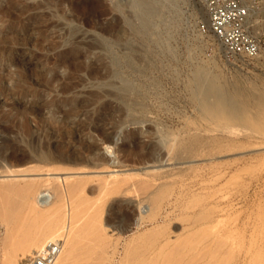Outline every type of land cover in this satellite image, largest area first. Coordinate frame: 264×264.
<instances>
[{
  "label": "rangeland",
  "instance_id": "obj_1",
  "mask_svg": "<svg viewBox=\"0 0 264 264\" xmlns=\"http://www.w3.org/2000/svg\"><path fill=\"white\" fill-rule=\"evenodd\" d=\"M132 1L0 0V146L9 127L11 142H22L16 155L33 159L14 168L26 172L0 175L11 191L7 201L0 193V264L27 257L14 251L20 237L49 223L64 231L47 246L59 255L66 235L72 264H264V50L254 61L227 59L200 31L202 0H184L171 52L161 53L158 34L136 31ZM198 69L233 95L241 119L198 108ZM125 82L132 92L118 91ZM33 109L42 121L54 112L51 163L24 143L50 140ZM27 181L47 196L37 213L19 196Z\"/></svg>",
  "mask_w": 264,
  "mask_h": 264
},
{
  "label": "bare ground",
  "instance_id": "obj_2",
  "mask_svg": "<svg viewBox=\"0 0 264 264\" xmlns=\"http://www.w3.org/2000/svg\"><path fill=\"white\" fill-rule=\"evenodd\" d=\"M247 1V3H248V5H249V7L250 8H255V4H254V0H246ZM182 2H184V0H133L132 1V8H133V10L135 11V14L137 15V13H138V15H144V16H151V15H158L159 16V20H160V22H159V25L155 28V31L157 30V32H159L161 35H169V31H170V29H171V27H173L172 26V24L176 21V20H179V19H181L182 17H184V14H185V12H183V10H182V7H181V3ZM202 2H203V0H202ZM185 4V3H184ZM183 5V4H182ZM204 10V9H203ZM187 14V13H186ZM177 22V21H176ZM175 22V23H176ZM180 22V21H179ZM181 22H182V19H181ZM196 24V23H195ZM176 25V24H175ZM158 27H162V30H158ZM139 28L140 29H142L143 31H147V30H149V26L147 25V23L145 22V21H140L139 22ZM167 31V32H166ZM172 33V32H171ZM264 34V22H263V24H261V28L259 29V31H258V33H257V36L258 37H260L261 35H263ZM157 35V34H156ZM154 36V35H153ZM159 37V36H158ZM208 37H211V38H213L212 36H210V35H208ZM214 39V38H213ZM155 40V39H154ZM215 41H216V39H215ZM218 45L220 46V49H221V51L224 53V48H223V46L220 44V43H218ZM169 47H170V45H169ZM264 50V48L262 47L261 48V52ZM8 60H10V59H8ZM63 60V59H62ZM61 60V61H62ZM60 61V60H59ZM60 61V62H61ZM238 61H241V62H243L244 60H238ZM11 64V63H10ZM57 77V76H56ZM119 91V90H118ZM131 94V93H130ZM114 95V94H113ZM8 98H9V94H7L6 95ZM126 96V95H125ZM115 97H116V95H115ZM114 97V98H115ZM118 97V96H117ZM120 97H121V95H120ZM119 98V97H118ZM127 98V97H126ZM120 100V99H119ZM127 100V99H126ZM123 101V100H122ZM132 101V100H131ZM132 103V102H131ZM13 105H15V103L13 104ZM51 104H49V105H47L48 107L50 106ZM54 106V105H53ZM50 108V107H49ZM104 108V107H103ZM38 110H40V107H39V109ZM38 110H36L35 111V109H33V110H31L30 111V113H35L36 114V121H37V133L39 132H43L45 135H46V137H48L50 140H49V142L47 141V143H45L44 142V140H43V144H41V145H39V147H38V135H37V137H33V139H30L29 137H30V130H27V131H23V132H25V137L28 139L29 138V140L28 141H25L26 139H24V143H25V145L28 147V148H30L31 150H33V152L35 153L36 151H34V150H36V147L37 148H39V150L42 152V151H44L45 153L43 154H39V157H38V159H39V161H41V162H48V163H51V162H53L54 160H55V157H54V155H52V145H51V138L53 137V135H55V133H56V131H51V132H53V133H48V132H50L49 131V129H48V126H46L47 124H48V122L49 121H51L52 119H53V116H54V112L53 111H49V116L46 118V121H42V118L40 117V115H39V111ZM41 110H42V108H41ZM40 110V111H41ZM51 110V109H50ZM43 111V110H42ZM79 112V111H78ZM70 111H67V112H64V118H68L69 116H70ZM77 114V113H76ZM98 114V113H97ZM43 124V125H42ZM66 124V123H65ZM42 125V126H41ZM108 125H110V124H108ZM117 126V125H116ZM44 127H47V128H44ZM59 127V126H58ZM64 130H66L67 131V134H68V132H70L71 134L72 133H74V131L72 130V127H70V125L69 126H66L65 128H63ZM93 129H94V132H97L98 134H100V135H102L103 134V130L101 129V128H99L98 127V125H96L95 127H93ZM61 130V129H60ZM59 130V131H60ZM112 130V129H111ZM120 130V129H119ZM4 133H5V135L7 136V138L4 140V141H2V145L0 146V175H5V174H7V175H11V174H16L19 170H15L16 169V167H20L21 166V164H23L24 162H26V161H32L33 159H31V157H20L19 155L17 156L16 155V152L15 151H19L20 149H22L23 147H21V141H18V140H15V142H11V140H10V136H9V133H11V129L9 128V127H4ZM77 131V130H76ZM75 131V132H76ZM92 131V130H91ZM231 131H232V133L233 132H235L236 130H234V129H231ZM78 132H76L75 134H77ZM24 134V133H23ZM158 134V133H157ZM64 136H65V134H63ZM104 135V134H103ZM118 136L119 135V133L115 130V132H114V134L112 135V138H113V136ZM69 136H71V135H69ZM110 135H107L106 136V139H107V141H109L110 139H111V136L109 137ZM157 136V135H156ZM159 136V135H158ZM45 137V138H46ZM66 137V136H65ZM79 137V136H78ZM66 142V141H65ZM159 142H160V140H159ZM162 142V141H161ZM37 143V144H36ZM161 144V143H160ZM36 146V147H35ZM38 150V149H37ZM76 150V149H75ZM74 150V151H75ZM57 151V150H56ZM187 151V150H186ZM192 151V150H191ZM38 152V151H37ZM58 152V151H57ZM73 152V151H72ZM188 153V152H187ZM36 155H37V153H36ZM190 156H192V155H190ZM61 157H63V156H61ZM58 158V157H57ZM62 159V158H61ZM64 159V158H63ZM60 160V159H59ZM37 161V160H36ZM27 163V162H26ZM31 164H32V162H30ZM44 164V163H43ZM48 165V164H47ZM50 165V164H49ZM23 166H25V164L23 165ZM27 166H28V164H27ZM43 166V165H42ZM42 166H40V168L42 167ZM51 166V165H50ZM49 166V167H50ZM15 168V169H14ZM31 168V170H32V168H33V166H31L30 167ZM29 168V169H30ZM37 168H38V166H37ZM39 168V169H40ZM56 168V167H55ZM20 169V168H19ZM38 169V170H39ZM64 169V168H63ZM21 170V169H20ZM25 170V169H24ZM27 170H28V168H27ZM44 170V169H43ZM29 171V170H28ZM34 171H36V168H35V170ZM58 171V170H57ZM60 171V170H59ZM20 172H26V171H20ZM20 172H18V173H20ZM49 172V171H48ZM17 173V174H18ZM29 173H31L30 171H29ZM36 173V172H35ZM44 173V172H43ZM47 173V172H46ZM22 174H24V173H22ZM28 174V173H27ZM32 174V173H31ZM6 177V176H5ZM14 176H12V178H13ZM4 178V177H3ZM9 181V180H8ZM1 182V181H0ZM28 182V181H27ZM47 183H49L50 182V180H47L46 181ZM45 182V183H46ZM2 183H6L5 181H2ZM1 183V184H2ZM8 184H6L4 187L3 186H1L2 188H4V189H2L1 190V188H0V193H3V195H7V196H1V199H3L4 201L6 200L7 201V198H8V196H9V194H5V193H10L11 194V191H9L8 192V187L10 186V184H9V182H7ZM15 183H17V182H15ZM15 183H14V185H15ZM51 183V182H50ZM28 184H29V182H28ZM27 184V185H28ZM7 185H9V186H7ZM26 185V186H27ZM33 184V182L31 183V184H29V186H25L26 188H25V190L24 191H21L23 188H20L21 190H19L20 191V193H19V196L21 197V201H25L26 202V205L28 204V208H29V212L31 213V212H36L37 210L36 209H38V207H43V205H46L47 204V200H46V197H41V195H42V192H41V189L40 188H42V185L40 186V188H38L36 185H34ZM48 185H50V184H48ZM55 185V184H54ZM6 186H7V189H6ZM11 186H13L12 184H11ZM36 186V187H35ZM51 186V185H50ZM18 187V186H17ZM67 187V186H66ZM10 188H12V187H10ZM19 188V187H18ZM13 189H14V187H13ZM12 190V189H11ZM17 189H15V191H16ZM58 190V189H57ZM18 191V192H19ZM57 192V191H56ZM66 192V191H65ZM107 192V191H106ZM109 192V191H108ZM13 193V192H12ZM58 193V192H57ZM67 193V192H66ZM70 193V192H69ZM84 193V192H83ZM163 193V192H162ZM15 194H16V192H15ZM18 194V193H17ZM63 194V193H62ZM53 195V194H52ZM61 195V194H60ZM68 195V194H67ZM16 196V195H15ZM62 196V195H61ZM64 196H66V195H64ZM76 196V195H75ZM3 197V198H2ZM5 197V198H4ZM7 197V198H6ZM20 197H19V200H20ZM68 197H69V195H68ZM73 197V196H72ZM80 197V196H79ZM10 199H11V197H9ZM65 198V197H64ZM63 197H62V199H63V201L65 200ZM71 197H69V199H70ZM78 198V197H77ZM13 201H15V198L13 197ZM16 199H17V196H16ZM56 199V198H55ZM59 199V198H58ZM3 200H2V203H5V202H3ZM9 200V199H8ZM75 200V199H74ZM73 200V201H74ZM80 201V200H79ZM86 201V200H85ZM102 201V200H101ZM156 201V200H155ZM49 202V201H48ZM66 202V201H65ZM11 203H12V200H11ZM11 203L9 202V206H8V208H9V210H11L12 212H14V213H16L17 211V209L20 207V205L22 204H20L19 205V203L17 204L16 203V201H15V203H16V206L14 205V204H12V206H11ZM24 203V202H23ZM67 203V202H66ZM70 203V202H69ZM90 203V202H89ZM92 203V202H91ZM68 204V203H67ZM84 204H86V203H84ZM198 204V203H197ZM7 205V204H6ZM13 205H14V209H13ZM17 205H19V207H17ZM76 205V204H75ZM69 206V205H68ZM17 207V208H16ZM80 207V206H79ZM87 207V206H86ZM2 208H5V205H4V207L2 206ZM52 208V207H51ZM1 209V208H0ZM79 209V208H78ZM3 210H5V209H3ZM24 210H25V208H24ZM40 210V209H39ZM53 210V209H52ZM61 210V209H60ZM59 210V211H60ZM73 210V209H72ZM10 211V212H11ZM44 211V210H43ZM42 211V212H43ZM84 211V210H83ZM94 211H95V209H94ZM102 211V210H101ZM100 211V212H101ZM1 212V211H0ZM20 212V211H19ZM22 212V211H21ZM28 212V213H29ZM47 212V211H46ZM76 212V211H75ZM7 213V212H6ZM9 213V212H8ZM26 213V212H25ZM29 213V214H30ZM37 213V212H36ZM48 213V212H47ZM59 213V212H58ZM72 213H73V211H72ZM71 213V214H72ZM3 214H4V211H3ZM34 214V213H33ZM43 214V213H42ZM75 214V213H74ZM93 214V213H92ZM35 215V214H34ZM39 215V214H38ZM41 215V214H40ZM73 215V214H72ZM76 215V214H75ZM73 216L72 218H68V221H70V222H73V227L75 228L77 225L76 224H79L77 221H78V219H77V217L76 216ZM3 216V215H2ZM6 216H8V215H6ZM36 216V215H35ZM70 216V215H69ZM11 217V216H10ZM50 217H51V215H50ZM62 217V216H61ZM88 217V216H87ZM11 218H13V217H11ZM31 218V217H30ZM79 218V217H78ZM81 218V217H80ZM6 219V218H5ZM47 219V218H46ZM63 219V218H62ZM88 219V218H87ZM205 219V218H204ZM50 220V219H49ZM56 220V219H55ZM9 221V220H8ZM23 221V220H22ZM67 221V220H66ZM67 221V222H68ZM90 221V220H89ZM205 221V220H204ZM6 222V221H5ZM96 222V221H95ZM35 223V222H34ZM41 223V222H40ZM57 223V222H56ZM55 223V224H56ZM61 223V222H60ZM196 223V222H195ZM15 224V223H14ZM58 224H59V222H58ZM71 224V223H70ZM69 224V225H70ZM98 224V223H97ZM30 225V224H29ZM29 225H28V227H29ZM32 225V224H31ZM31 225H30V227H31ZM34 225V224H33ZM50 223H49V226L46 228V227H44L43 229H44V231L43 230H39L37 233L35 232V233H30L29 234V232L28 233H26L27 234V236L25 237L24 236V238H21L20 237V239H21V241H19L20 242V244L17 246L16 245V247H14V248H16L14 251H16L15 253H19V254H22V255H24V254H26L27 252L29 253H27V257H25V258H23V259H21V260H17V257H16V254L14 253V256L16 257V259H15V262L16 263H14V264H32V262L34 261V260H36V259H38L39 258V256H43L42 255V253H45V255H48V261H50V263H48V264H72V261H73V253H74V250L76 249L71 243H73V242H71V243H68V241H66V235H65V238H64V245H62V247L60 246V248L62 249V251L60 252V254L58 255V252L53 248V246H47V245H49L51 242H54V243H56V240H58L59 238H63V235H61L62 233H61V231L63 232L64 230H61V229H53V227H50ZM7 226V225H6ZM38 226H40V225H37L36 227L38 228ZM43 226V225H42ZM54 226V225H53ZM60 226V225H59ZM66 226V225H65ZM68 226V225H67ZM8 227V226H7ZM35 227V228H36ZM98 227V226H97ZM36 228V229H37ZM64 228V227H63ZM72 228V227H71ZM208 228H209V226H208ZM11 229H13V227L11 228ZM31 229V228H30ZM35 229V231H37ZM76 229V228H75ZM85 229V228H84ZM83 229V230H84ZM86 229H87V227H86ZM32 230V229H31ZM30 230V231H31ZM47 230V231H46ZM82 230V231H83ZM19 231H20V229H19ZM27 231H29V229L27 230ZM32 232V231H31ZM93 232V231H92ZM12 233V232H11ZM14 233V232H13ZM17 233V232H16ZM77 233V232H76ZM99 232H97V234H98ZM15 234V233H14ZM23 234V233H22ZM29 234V235H28ZM75 234V233H74ZM13 235V234H12ZM17 235V234H16ZM76 235V234H75ZM93 235H96V234H92L91 236L92 237H94ZM99 235V234H98ZM101 235V234H100ZM205 235V234H204ZM22 236V235H21ZM77 236V235H76ZM9 237V236H8ZM14 238V237H13ZM74 238V237H73ZM98 237H96V239H97ZM153 238V237H152ZM11 239V238H10ZM9 239V240H10ZM19 239V240H20ZM94 239V238H93ZM92 239V240H93ZM99 239V238H98ZM142 239V238H141ZM24 240V241H23ZM63 240V239H62ZM72 240V239H71ZM18 241V240H17ZM16 241V242H17ZM69 241H70V239H69ZM200 241V240H199ZM13 242V241H12ZM16 242H14V243H16ZM76 242V241H75ZM75 242H74V244H75ZM186 242V241H185ZM139 243V242H138ZM10 244H11V242H10ZM57 244V243H56ZM87 244V243H86ZM191 244V243H190ZM195 244H196V242H195ZM9 245V244H8ZM13 246V245H12ZM75 246H77L76 244H75ZM85 246V245H84ZM182 246V245H181ZM13 248V247H12ZM6 250V249H5ZM11 250V249H10ZM181 251H182V249H181ZM89 252V251H88ZM83 253V252H82ZM136 251L134 250L133 252H132V254L130 255L131 256V258H132V256L133 257H136L135 255H136ZM259 253V252H258ZM12 254V253H11ZM84 254V253H83ZM260 254V253H259ZM13 255V254H12ZM246 255V254H245ZM26 256V255H25ZM159 256V255H158ZM169 256V255H168ZM168 256H167V258H168ZM9 257V256H8ZM172 255H171V259H172ZM19 258V257H18ZM83 258V257H82ZM99 258V257H98ZM153 258V257H152ZM184 258V257H183ZM7 259V258H6ZM78 259V258H77ZM8 260V259H7ZM17 260V261H16ZM79 260V259H78ZM163 260H165V259H162V261ZM178 260V259H177ZM182 260V259H181ZM181 260H179V261H181ZM259 260V259H258ZM254 261V260H253ZM7 262V261H6ZM162 263V262H161ZM179 263V262H178ZM226 263V262H225ZM256 263V262H255ZM78 264V263H77ZM81 264V263H80ZM187 264V263H186ZM253 264V263H252Z\"/></svg>",
  "mask_w": 264,
  "mask_h": 264
},
{
  "label": "built area",
  "instance_id": "obj_3",
  "mask_svg": "<svg viewBox=\"0 0 264 264\" xmlns=\"http://www.w3.org/2000/svg\"><path fill=\"white\" fill-rule=\"evenodd\" d=\"M250 8L246 0H203L205 20L199 23L203 35H210L224 48L227 59L254 61L264 46L257 36L264 17V0H254ZM32 264H48V255L42 253Z\"/></svg>",
  "mask_w": 264,
  "mask_h": 264
},
{
  "label": "water",
  "instance_id": "obj_4",
  "mask_svg": "<svg viewBox=\"0 0 264 264\" xmlns=\"http://www.w3.org/2000/svg\"><path fill=\"white\" fill-rule=\"evenodd\" d=\"M133 22L135 25V29L138 32L146 33L148 35H159V41L157 42L158 51L163 52H171L169 49V42L171 41V31L173 27H171L169 31V35H161L157 30L155 31V28L159 25L160 18L158 15H151V16H144V15H137L135 14V11L133 10L132 13ZM145 21L147 25L149 26V30L143 31L138 27V22ZM158 30H162V27H158ZM167 32V31H166ZM167 37V38H166ZM169 37V38H168ZM194 85L191 89L193 99L198 103V108L203 111H209L210 110H220L223 113L226 114H234L237 116V118H242L245 114V111L243 109H237L235 108V105L233 103L229 104V101H232L233 95L222 88H216L214 85V81L212 80V77L203 69H198L194 75ZM120 91L125 92H132L133 91V85L129 82H125L120 85L118 88ZM211 100V104L208 106V101ZM222 109V110H221ZM220 112H216L215 114L218 116ZM105 157H108L104 154Z\"/></svg>",
  "mask_w": 264,
  "mask_h": 264
}]
</instances>
